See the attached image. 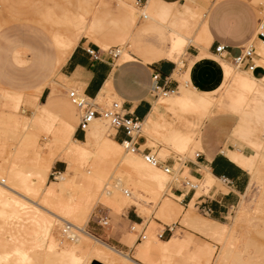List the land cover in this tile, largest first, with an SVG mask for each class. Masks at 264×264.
Instances as JSON below:
<instances>
[{"label":"bare ground","instance_id":"6f19581e","mask_svg":"<svg viewBox=\"0 0 264 264\" xmlns=\"http://www.w3.org/2000/svg\"><path fill=\"white\" fill-rule=\"evenodd\" d=\"M148 1L145 0L146 3ZM254 1L264 4V0ZM145 2L141 7H136L133 5L132 0H118V5L127 13L129 18L127 24H122L119 28L120 34L118 35L122 39L120 41L123 44L126 43V45H122L115 51L117 56L120 55L117 59L118 63L133 59V54L138 55L133 50L132 28L140 17L143 19L149 17L146 13L145 7L147 5H145ZM196 2L198 3L194 11L190 12L191 7L181 5L179 14L192 13L196 23L200 19L205 20L198 36L200 41L197 44L198 52L188 63L186 77L189 75L190 63L200 56H208L217 60L221 67L222 77L214 88L207 90H214L215 93L220 92L218 98L215 95L210 97L200 95L199 101L195 103L199 107L202 123L199 128L193 127L194 124L191 125L190 129L192 130L189 129V132L193 135L191 140L197 137L201 125L213 113L230 112L237 115L238 120L230 133L229 140L232 143L234 142L233 144H235V140H239V145L250 148L251 152L244 153L240 146L233 147L230 150L224 146L222 151L248 173L247 187L253 186L251 184H254L253 187H255V184L259 186L260 196L258 195L259 198L254 205L257 215L253 216L250 213L253 218H258L264 222V114L263 117L257 118L258 115L253 112L255 111L253 110L254 100L250 102L249 98L247 100L243 99V97H250L253 91V94L255 92L258 95V99L262 97L264 100V85L261 81H257L258 79L255 80L256 78L251 74V70L264 60V39L260 40L261 47L256 51L257 58L252 69H244L234 63L232 66L225 58L210 52L205 47L209 33L206 24L207 13L204 11V6L208 0H196ZM76 15L74 18L64 21V24L68 25L67 41L57 46L53 45L55 49L53 71L66 61L68 54L82 37L90 40L98 47L107 46L96 27L98 22L95 17L90 16L89 10L85 11V15ZM166 15L168 20L177 16L169 10H166ZM176 30L168 28L167 38L161 31H156L155 35L159 38V41L162 40L165 46H159L160 50L157 52L153 51L152 48H147L139 53V56L146 61L163 56L165 59L177 62V64L183 63L180 56L185 53L186 40L188 42L191 40L188 39L187 34ZM143 31L146 33L145 29ZM186 31L188 30L186 29ZM256 32L258 31L256 30ZM51 44L53 43L51 42ZM158 54L160 56H157ZM20 71H23V69H20ZM20 71L18 70L17 73ZM14 72L6 75V77L11 78L9 84L13 86L12 88L0 83V99L2 98L12 105L9 110L0 112V137L5 136V138H8L0 139V144H7V141H9L10 145L7 144L8 148L5 150L11 151L10 157L5 160V163L4 160V164L0 163V180H2L0 181V217L5 212L10 213L8 222H0V254L1 257L4 256V259H6L0 258L2 264L3 260L6 263L10 258H12V264H17V262L18 264H89L91 260H98V262L104 264H176L173 262L172 257L182 254L185 245L180 242V237L172 240L175 234L169 239L162 240L155 236L152 227L147 226L143 231V238H140L133 247L132 256L135 259L134 261L127 254L93 238L84 230V222L88 219V214H90V209L94 203H102L119 213L128 206V200L131 197H135L132 198L134 204L138 203L135 200L137 197L129 190L131 186L125 184L128 182L126 180L130 178L129 174L123 171L125 174L120 172V177L116 175L119 174L121 169L133 170L139 176L140 180L137 187L144 190L148 198L151 196L154 206L158 203V211L155 217H159L161 222L171 224L176 220L173 216H178V223L181 227L219 243L220 247L215 252L214 244L207 242L206 247L208 250L205 257L201 260L200 252H198L199 255L192 258L193 264H261V262L263 264L264 259L262 261L259 259H262V257H258V260L256 257L258 254H256V260L250 252L253 249V253L255 251V253L259 252V256L261 253L264 254V243L261 241L258 242L259 244L257 241L254 243L253 239L252 241L245 240L244 244L242 242V245L240 243L241 246H237L239 242L236 240H239V237L236 238L233 234L235 225L239 223L240 219L244 218L242 216L248 213L243 200L239 201V215L237 214V217L232 218L231 224L205 217L189 207L180 215V210L172 207L169 198L161 199V194L159 195L160 190L165 187L164 183L166 184L171 176L176 174L174 171L170 169V172H165L160 167L161 165L146 160L138 152L142 146H138L139 149H133L126 139L123 140L124 142L114 140L108 129L102 126V119L104 121L106 119L101 116H95L89 121L83 132L84 135L86 131L83 140L75 139L73 132L77 123L76 112L72 104L68 103L69 101L62 103L57 99L56 94L60 91L56 90L55 87L51 89L44 101L40 100L42 90L52 84L66 90L65 84H68L66 75L59 72L56 80L51 78L48 80L41 79L40 82L31 84L29 88L24 89L21 85L22 78L17 76V73L12 76ZM177 77L180 79V76L177 75ZM246 87L252 91H244L243 89ZM109 91L110 88L103 89L98 97L109 93ZM160 95L166 96L167 93L162 91ZM170 95L175 107L187 106L188 109H191L190 101L192 100L190 97L179 91L171 92ZM91 100L95 102V100ZM2 106H6V103H3ZM21 106L25 110H29V113L24 114L25 111L21 109ZM57 111H60L61 115ZM260 123L262 124L261 128L259 127ZM139 127L140 134L148 136L154 134L156 138L157 135L151 126L149 117L142 122L139 119ZM189 132L186 134H189ZM140 134H138L137 139L141 136ZM41 136L48 138L51 145L50 149L45 146L44 152L37 150ZM179 138L181 140L180 136ZM184 145H187V143H180L178 147H184ZM4 147L5 145L0 147V152L1 148L4 149ZM185 149L187 150L186 147L182 148L184 151ZM8 151L6 152L7 156H9ZM28 153L35 156L32 161L30 160L31 170L29 169L24 173L20 168L19 160L25 154L28 156ZM55 159L64 160L67 163V168L63 172L53 173L55 175L53 180H49L48 174L52 172V163ZM154 159L157 160L155 157ZM183 165L186 172L188 168L185 162ZM77 173L81 174V180L74 182L73 179ZM112 180H114L113 183ZM215 180L216 177L210 172H204L203 178L198 183L194 182L193 184L197 187L196 194L208 193L213 188ZM246 189L242 193V197L245 196ZM244 210L247 213H242V215L241 212ZM173 212H175L174 215ZM145 221L141 225H134L136 231L142 226L145 227ZM155 224L161 228L163 227L156 221L153 225ZM262 235H264V232H262ZM25 236L30 238L28 250L22 249L26 242L23 240ZM235 243L237 244L235 245ZM249 247L251 248L250 252L247 249ZM243 253L246 255H243Z\"/></svg>","mask_w":264,"mask_h":264},{"label":"rangeland","instance_id":"374dc122","mask_svg":"<svg viewBox=\"0 0 264 264\" xmlns=\"http://www.w3.org/2000/svg\"><path fill=\"white\" fill-rule=\"evenodd\" d=\"M189 1L192 2V3H190V7H191L190 12H192V11H194L198 2H196V0H189ZM213 1H215V0H213ZM246 1L252 6V10H253L254 17H255V22H254L255 26L257 24L256 22L258 21L256 30L263 34V37L256 38L255 33H254V35H253L254 37H251V39L247 42V43L253 44L254 52H255V55L253 56V59H254L253 61L255 63V59L257 58L256 51H258L261 47V43H260L261 41L260 40L264 39V25H263V22H264V4H261L260 2H256L254 0H246ZM257 3H259L261 5H259V4L256 5ZM98 5H100V6H98ZM145 5H147L145 7V9H146V13L149 15V17L146 19H143L142 17H140L142 19H140V18H139V20L137 19L136 21H138V22H135V25L132 28V30H133V34H132L133 35L132 36L133 37V50L136 53H138V55L133 54L134 58L136 56L141 57V56H139V53L145 51V49H147V48L148 49L152 48L153 51L157 52L160 50V47H164L165 44L162 43V40L161 41L158 40L159 38L155 35V33H156V31H161L164 34V36L167 38V29L168 28L169 29L171 28L172 30L177 29L176 31H180V33L184 32L183 34H187L186 36L191 41L188 42V40H186V42H185L186 47H187V45L191 44L198 51L197 44L200 43L198 36H199V33L201 31V27L203 26L205 20L200 19L196 23L195 17H193L192 13H189V12H188L189 15H187V16H186V14H188V13L185 14V12H184V14L177 15L178 17L174 16L168 20L166 18V16H167L166 10H169V12H170L173 9V7L169 3H166L162 0H149L148 3H146ZM210 5L211 4L208 5V3L205 4V6H204L205 7L204 8L205 13L209 9ZM134 6H136V5H134ZM80 8H82V9L80 10ZM192 8H193V10H192ZM87 9L89 10L90 16L95 17L96 21L98 22V23H96L97 24L96 27L99 30L98 32L101 33L100 36L103 38L105 44H107L106 47H103V48L99 47L100 49H102L103 52H107L108 50H112L115 52L116 49H119L120 47H122V45H126V43L125 44H123V42L121 43L120 40H122V39H121V37H119L120 35H118V34H120L119 28L121 27V25L122 24L126 25L129 18H128L127 13H125L124 10L118 5V0H0V83L7 86L8 88H12L13 86L11 84H9V81L11 80V78L9 76L6 77V75L15 71L12 75V76H14L17 73V70L20 71V69H23V71H20L19 73H17L18 74L17 76H20L22 78L21 85L24 87V89L29 88V86L31 84L40 82L41 79H47L48 80L51 78L52 80H56L57 74L53 71V68H52L54 58H55V49H54L53 44H51V37H52L54 32H62L63 30L68 29V25L64 24L65 23L64 21L72 19V17L74 18L76 14H79V16H82L83 14L85 15V11ZM53 24H55V25L53 26ZM185 26H186V29L188 31H186ZM144 29H145L146 33H144V31H143ZM189 31H190V33H189ZM252 40H254L253 43H252ZM86 41L87 40L82 37L80 40H78L77 43H82L84 46H88V47L93 48V49L97 48L92 42H90V41L86 42ZM208 44L209 43L207 42L205 44V47H207ZM119 56L120 55L118 54L117 59H119ZM157 56H160V54H158ZM182 56L184 57L183 54H181L180 57L183 58ZM193 57L194 56L189 57L190 60ZM160 58H165V57L162 56ZM190 60L187 61L185 66H183V63H181L182 64L181 71L179 70L176 73V77L178 75V76H180V79L178 77L177 78L174 76L173 77L176 78L180 82L181 87L178 91L182 94L187 95L192 100V101H190V106H191L192 110L188 109L187 106H178V107H175V109L174 108L167 109L164 113L165 118H166V124L163 125L161 132H159L157 134L156 138H155L154 134H151L152 136L151 135L150 136L146 135V136L149 139L147 146L151 149L150 150L151 152L149 154H151L155 158H157L158 161H163L165 158H171V163L174 162L173 165L170 164L171 170L174 171L175 173H178V175L180 174L179 175L180 177H186V178L190 179L192 184H194V182L198 183V182H196L197 180L192 179L187 175V173L184 170L185 167L183 164L187 159H193L194 158V151L198 150V148L195 146V138L191 140V137L193 135H191V132H189L190 127H192L191 126L192 124H194L193 127L196 126L197 128H199L200 124L202 123V120L200 117L199 107L195 103H197L199 101L200 95H203L206 97H210L211 95H215L218 98L220 95V92L215 93L214 90H212V91L200 90V89L194 87L190 83L188 77H186V68H187ZM226 60L229 61V63L231 65L233 64V62L230 59H226ZM117 63H118V60H117ZM259 66L263 67V69H264V60H262V62L259 63ZM259 73H260V69H259V71L255 72L256 75H258ZM255 80L261 81V83H263V85H264V72L260 77L256 78ZM65 86L67 87V89L75 87L72 84H65ZM50 87L51 88H54V87L57 88L58 86L52 84V85H50ZM50 87L49 86L47 87L48 90H47V88L43 89L42 94L40 95V100L42 99L41 101L45 100V98H46V96L44 98L45 92L47 91V93H48ZM248 89L246 87L243 90L244 91L245 90L246 91H252L251 89H249V90ZM160 92L162 93V91L158 92V97H157L158 101L163 99L162 95H160ZM252 92H251L250 97H245V98L243 97V99L247 100L249 98L250 102H251V100H254V109L253 110H255V111H253V112H255L258 115L257 118L263 117L264 113H262V112H264V100L262 97H260L261 99H258L259 97L255 92H254V94H256V95L253 96L254 94ZM259 96H261V95H259ZM58 98H59L60 102H62V103L64 101L65 102L69 101L67 94H66V90L61 89V92L58 94ZM167 99L172 100V96L169 94L167 96ZM111 100H116V101L120 102L119 98L116 95L112 94V90H110L109 93H105L104 97L103 96L98 97L97 103L99 106H105ZM242 101H244V100H242ZM3 103H6V106H2ZM68 103L72 104L70 101ZM11 106L12 105L8 104V102L5 101L4 99H2V98L0 99V112L1 111H7V109L9 110V108ZM72 106L74 107V110L76 112V121H77L78 120L77 109L73 104H72ZM21 109H23L25 111L24 114L29 113V110H27V109L25 110L23 106H21ZM57 112L59 115H61L60 111H57ZM252 116H253V114H252ZM101 124H102V126H105L107 129L113 130V128L108 126V123H106V121H104L103 119H102ZM259 127L260 128L262 127L261 123L259 124ZM190 130H192V129H190ZM76 132H78V130H74V132H73L74 137H75ZM188 132H189V134H186ZM140 133H141V131H140ZM82 135L83 134L81 133V137L83 138L84 135L83 136ZM140 135L142 136V134H140ZM182 135H185V136L182 137ZM179 136L181 137V140H180ZM45 138L46 137H44V136H41L39 138V143H38V147H37V150L39 152H44L45 146H47V149H50V147H51V145L48 141V138H46V139ZM75 138H77V137H75ZM0 139H8V138H5V136H1ZM165 141H167L168 143H166ZM7 142H8L7 143L8 146H9L10 142L9 141H7ZM180 143H182V144L187 143V145H184V147H182L183 146L182 145L179 148L178 145H180ZM7 144H4V143H3V145L0 144V147H2L4 145L6 147V148L4 147V149L1 148V152H2V153L0 152V154L2 155V156L0 155V159H1L0 163L1 164H4L5 160H7V158L10 157L11 151L9 152L8 150H5L8 148ZM235 144H233L234 148L239 147L240 146L239 140H237V141L235 140ZM140 146H142V145H140ZM142 147L140 148L141 150L138 152H140V154L142 156H144V151H146V150L145 149L142 150L144 148V147L143 148ZM185 147L187 148V150L186 149H185V151L182 150V148H185ZM162 148L164 149L165 152L163 151ZM240 149L244 153L251 152L250 148L242 146V145L240 146ZM177 150H179V151H177ZM7 151L9 152V156H7L8 155L6 153ZM160 153H162V154H160ZM163 153L165 154V156H163L164 155ZM28 154H29L28 156L25 154L26 156L24 155V157H22V158L20 157L21 160H19L20 161V163H19L20 168L24 173H26L27 170L29 171V169L31 170L30 160L32 161L33 157L35 156L34 154H31V153H28ZM3 160H4V163H3ZM59 163L61 164L60 166L58 165ZM64 166H65V164L63 161L55 159V160H53V163H52V170L53 171H59V170H62L64 168ZM159 166H160V164H159ZM173 166H174V168H173ZM179 169H181V170H179ZM123 171H126V173L129 174L128 176H130V178L127 179L126 177H123V175H121L123 178L127 179L126 181H128V182L125 184H127L128 186H131V187H129V190L134 193V195L137 197L135 200H137V202H138V203L134 204L132 201V198H135V197H131V198L129 197L130 200H128L129 201L128 206L131 204H134V205H131L128 208L136 209V212L139 215H141L139 217L142 218V220H146L144 228L146 229L147 226L152 227L155 236L158 237L156 235V233L159 232L163 228V227L161 228L157 224L153 225L154 221L161 223L159 217H155V215H157L156 212L158 211V208H157L158 203L154 206V201L150 198L151 196L149 197L151 199L149 201V198H148V196H146L144 190L139 189V187H137L138 186L137 183L140 180V178L133 170L131 171L129 169H127V170L121 169L119 171V174H116V175H119L118 177H120V172L122 174ZM123 174H125V172H123ZM54 176L55 175L52 172H50L48 174L49 180H53ZM123 178H122V180H123L122 182L124 184ZM79 180H81V176H80ZM113 181L114 180H112L111 182L113 183ZM171 182H169V180H168V182L166 184L164 183L165 187H163V190H160L159 195L161 194L160 195L161 199L165 198V197L169 198L171 203H172V207L178 208L180 210V215H182V213L184 212V209L179 204H177L175 202V201L179 200L180 197L174 195L173 193H171V190L168 189V185ZM219 183L222 184V182H220V181H219ZM173 184L178 185L179 182L177 181V182H174ZM127 185H126V187L128 188ZM251 185L254 186V184H251ZM256 185L257 184H255V187H253V186L249 187L248 186L246 191H245L244 197H242L241 195L238 194L237 200L233 204V205H235L238 202L235 205V207H233L231 209L228 207L227 210L222 214V216H219V217H214L212 215H207L205 213H202L197 207H195L192 204L191 205H192L193 210L195 212H197L198 214H201V215L208 217V218L214 217V218L218 219L219 221L231 224L232 223L231 220H233L235 217H237L239 215L238 204H239V201L243 200L245 202V206H247L248 213L246 212V210L241 212V214L242 213L243 214L247 213V214L244 216H242L243 215L242 214L241 216L244 218L240 219L239 223H237L235 225L236 227L234 228L233 234L236 236V238L239 237V240H236L239 242L237 246H241L242 242L244 244V242L252 241L253 239H254L253 240L254 243H256L255 241H257V243L258 242L260 243V241L262 243H264V235H262V232H264V230H263L264 225H262V224L264 222H262V220H259L258 218H253L251 215V213L253 214V216L257 215V211L255 210L254 205L256 204V202L259 198L258 195L260 196V190H259V186H256ZM123 186H125V185H123ZM126 187H124V188H126ZM244 189H245V186L243 184H241V186L238 187V193L240 191H243ZM247 191H249V192H247ZM203 194H211V192L210 191L208 193L204 192ZM184 207H187V206H184ZM128 208H126V209H128ZM97 209H101V210L106 211L108 216H109L108 217L109 218L108 224L111 225L112 229L116 228V226H117L116 221L117 220L120 221L119 215L116 214L111 207L110 208L105 207L104 205H102L100 203H94L93 206L91 207L90 212H89L90 214H88V219L84 222L85 228H87V225L90 223L88 220L90 218L91 213L96 211ZM9 215H10V213L8 214V212H5L4 215H1L2 218L0 217V222L1 223L8 222L9 218H10ZM162 223H163V221H162ZM127 224L128 223L126 221L123 228L128 230L129 227ZM168 225L171 227L170 231L168 232L169 235L168 234L165 235V233H163V236L159 237V239H166L167 237L172 235V233L174 231L175 235L173 236L172 240H174V238L180 237V242L185 245V247H183L182 254L174 255L172 257L173 262L176 264H193L192 258L194 256H198L199 255L198 252H200V255H201L200 258L202 260L205 257L207 250H208V248L206 247L207 242H211L214 244L215 252H217L219 247H220L218 242L206 239L205 237H202L196 233H192L191 231H188L186 228L181 227L178 223V218L173 223L168 224ZM120 232H122V230ZM23 240H24V242L25 241L26 242L24 243V246H22V249L28 250V248L30 247V241H29L30 238L28 236H25L23 238ZM135 241L136 240L134 239V242ZM138 241L139 240H137L136 243ZM240 243H241V245H240ZM203 244H205V245H203ZM236 244L237 243H235V245ZM119 248L124 249L123 247H120V246H119ZM247 249L250 252L251 248L249 247ZM252 250L253 249H251L250 254H252L254 257L256 254H258V255H256V257H257V259H258V257H262V259L259 258L261 261L264 259L263 253L260 252L262 255L260 254V256H259V252L255 253L256 252L255 251L253 253ZM133 251H134L133 247H129L128 253H125V254H127L131 260L135 261V259H133V256H132ZM244 253H248V252H244ZM244 253H243V255H246ZM256 257L254 259H256ZM0 258L4 259L5 257L4 256L1 257V254H0ZM11 259L12 258L7 260L9 263L4 262V260H6V259H4L2 262H3V264H12ZM0 260H2V259H0ZM96 261H98V260H96ZM100 263L104 264L102 262H100ZM0 264H2V263L0 262ZM17 264H18V262H17ZM261 264H262V262H261ZM263 264H264V261H263Z\"/></svg>","mask_w":264,"mask_h":264},{"label":"crops","instance_id":"0c3cea01","mask_svg":"<svg viewBox=\"0 0 264 264\" xmlns=\"http://www.w3.org/2000/svg\"><path fill=\"white\" fill-rule=\"evenodd\" d=\"M147 1L148 0H146V2ZM162 1L169 3L173 7L172 12L176 15L180 14L181 5L190 7V3H192L189 0ZM207 3L208 5L211 4L206 11V24L209 33V44L207 49L210 52L216 53L213 51V44L217 42L221 43L224 46L223 51L220 52V54H216L231 60V58L238 53L241 44L247 43L256 32L258 21L255 26L252 6L246 0H208ZM67 36V30L54 32L51 37V42L54 46H57L60 43L66 42ZM255 37H263V34L261 32H256ZM86 40V42L90 41L88 39ZM253 42L254 40H252V43ZM94 45L97 48H92L93 54H89L85 51V48L88 46L77 43L68 54L66 61L60 67H57L54 72L56 74L61 72L66 75L68 77V84L74 85V88L81 90L86 96L91 97V99L95 101H97L98 95L103 89L110 88L112 94L119 98L124 110L137 115L141 122L149 117L151 126L157 135L161 132L163 125L166 124L165 111L170 108L175 109L174 103L171 99H167V96L171 92L178 91L181 87L180 82L176 79V73L179 70L181 71L182 64H177V62L165 58L146 61L138 56L131 60L117 63V55H115V57L110 56L107 52H103L96 44ZM185 49V53L183 54L184 57L182 58L183 66L190 60L189 57L195 56L198 52L191 44L187 45ZM218 66L220 67L217 60L208 56H200L196 58V60L194 59L188 68V79L190 83L200 90L214 88L222 77L220 71L221 67L219 68ZM259 69L260 73L256 75L255 72L259 71ZM263 72V67L259 65H256L251 70V74L255 78L260 77ZM154 73L156 77L152 78V74ZM155 85L159 87L155 88ZM160 87L168 90H163ZM51 89L50 87L49 92H45L44 98L48 96ZM57 89L60 92L61 89L65 90L63 87H57L56 90ZM159 90L166 92L167 95L162 96L163 99L158 101L157 92ZM58 94L59 93L56 94L57 99H59ZM102 96L104 97V95ZM237 120L238 117L234 113L215 112L201 125L199 133L195 138V146L199 150V155L185 161L188 168V172L186 171V173H188L187 175L190 176V178L198 182L203 178L204 172H210L216 177V182L214 181L213 188L210 190L211 194H196L197 187L194 186L195 189L192 196V190L184 192L182 186L179 184H172L171 193L180 197L179 200H177L178 202L174 201L184 210H186V208L188 209V207L192 208L194 200H202L206 201V205L210 208V212H208L207 215L219 217L222 216L228 207L230 209L235 207L238 202L235 205L233 204L237 200V195H242V193H244L249 181L248 173L222 151L224 146H226L228 150L233 147V143L229 139L230 133ZM108 131L110 134L114 133V130L108 129ZM76 134L81 135V132L78 131ZM85 136L86 131L82 139H75L83 140ZM116 136L118 140L113 137L114 140L124 142L123 140L125 139H122L123 134L121 132H116ZM137 142L138 146L142 145L144 147L142 150L148 149L149 153L151 152V149L147 146L149 139L146 135L138 137ZM58 160L63 161L65 166L59 171L52 170V173L63 172L67 168V163L64 160ZM166 161L171 165L174 164V162L171 163V158H167ZM58 165L60 166L61 164L59 163ZM80 176V173H77L74 176V182L80 181ZM222 177L226 179L225 182L221 181ZM219 181L222 182V184H220ZM241 184L245 186V189L238 193V187L241 186ZM197 195L199 196L196 197ZM104 206L107 207L106 205ZM126 208L120 213L114 210L120 217V221L115 220L117 226L114 229H112L109 224L101 227L88 220L90 223L87 225V229L114 246L107 244L100 238L94 237L91 233L86 231L85 226L84 230L93 238L117 251L128 253V248L134 247L136 244L137 231L136 229L127 230L123 228V226L126 221L128 226L133 222L132 225L134 227V225L143 224L145 220H142V218L141 220L139 219L141 215L136 212V209ZM174 214L175 212H173V215ZM173 217L177 219L178 216ZM214 217L212 218L216 219ZM158 224L162 225L165 229V235L168 234L166 224L162 222ZM121 230L122 232H120ZM173 235L174 231L169 237L166 236V239L171 238ZM134 239L136 240L135 242ZM119 246L124 249H120Z\"/></svg>","mask_w":264,"mask_h":264},{"label":"built area","instance_id":"2783aa9c","mask_svg":"<svg viewBox=\"0 0 264 264\" xmlns=\"http://www.w3.org/2000/svg\"><path fill=\"white\" fill-rule=\"evenodd\" d=\"M144 1L145 0H132L133 4L136 6H141L144 3ZM223 48L224 46L221 43L217 42L213 44V51L216 52L217 54H220V52L223 51ZM85 51L89 54H93V49L90 47H86ZM107 53L110 56L116 55L115 52L112 50H108ZM254 55L255 52L253 45L251 43H243L239 47L238 53L231 58V61L236 66L252 69L254 67V61H253ZM155 77L156 74L155 73L152 74V78ZM158 87H159L158 85H155V88ZM160 88L163 90H168L162 87ZM66 94L69 101L77 109L78 120L76 123L75 130H78L81 133H83L87 124L93 117L101 116L102 118L106 119L108 126L114 129V133L112 134L114 138L118 139L116 136V132H121L123 134L122 139H126L129 145L131 146V148L133 149L138 148V142L136 141V138L139 134L140 118L137 115H134L131 112L124 110L123 107L121 106V102H118L116 100H111L107 105L99 106L97 102H93L91 100V97L86 96L81 90H77L76 88L66 89ZM198 155H199V150L194 151V156H198ZM144 157L146 160L151 161L152 163L160 164L165 172H170L171 165L166 161L167 158H165L163 161H158L154 159L153 155L149 154L148 149L144 151ZM177 181L179 182V185L182 186V188L184 189V192L192 190L191 196L193 195L194 185L192 184L191 180L186 177H180L178 173L171 176V179L169 180V182L171 183H169L168 189L171 190L172 184ZM221 181L225 182L226 179L222 177ZM198 196L199 195H197L196 197ZM193 205L197 207L202 213L207 214L208 212H210V208L209 206L206 205V201L194 200ZM108 217L109 216L106 211L97 209L96 211L91 213L89 221H92L94 224L102 227L108 224V220H109ZM132 223H130L128 227L129 229L134 230L135 228L133 227ZM85 229L87 232L91 233L94 237L100 238L101 240L106 242L105 239L93 234L87 228ZM170 229L171 227L168 224H166V230L169 232ZM164 230L165 229L162 228L159 232L156 233V235L158 237H162ZM143 231H144V226H142L137 231L136 240H140V238H143ZM106 243L109 244L108 242Z\"/></svg>","mask_w":264,"mask_h":264},{"label":"water","instance_id":"95a60500","mask_svg":"<svg viewBox=\"0 0 264 264\" xmlns=\"http://www.w3.org/2000/svg\"><path fill=\"white\" fill-rule=\"evenodd\" d=\"M89 264H101V263L96 260H91Z\"/></svg>","mask_w":264,"mask_h":264},{"label":"trees","instance_id":"16d2710c","mask_svg":"<svg viewBox=\"0 0 264 264\" xmlns=\"http://www.w3.org/2000/svg\"><path fill=\"white\" fill-rule=\"evenodd\" d=\"M83 134V133H82ZM78 139H82L81 135L75 134Z\"/></svg>","mask_w":264,"mask_h":264}]
</instances>
